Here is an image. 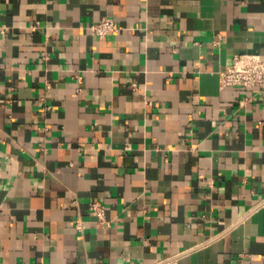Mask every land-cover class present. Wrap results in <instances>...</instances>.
I'll use <instances>...</instances> for the list:
<instances>
[{"label":"crops","instance_id":"crops-1","mask_svg":"<svg viewBox=\"0 0 264 264\" xmlns=\"http://www.w3.org/2000/svg\"><path fill=\"white\" fill-rule=\"evenodd\" d=\"M236 53L264 58V0H0V264H264Z\"/></svg>","mask_w":264,"mask_h":264},{"label":"built area","instance_id":"built-area-1","mask_svg":"<svg viewBox=\"0 0 264 264\" xmlns=\"http://www.w3.org/2000/svg\"><path fill=\"white\" fill-rule=\"evenodd\" d=\"M96 35H106L120 29L116 21L109 17H103L89 26ZM222 86L238 85L241 87H264V58L260 53H236L232 63L220 72ZM91 208L100 219L105 217L104 206L95 201ZM80 226V225H79Z\"/></svg>","mask_w":264,"mask_h":264}]
</instances>
